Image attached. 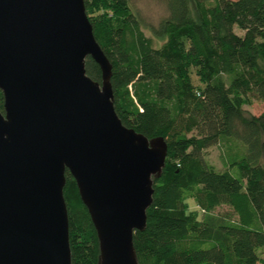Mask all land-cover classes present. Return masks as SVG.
<instances>
[{
	"label": "trees",
	"instance_id": "16d2710c",
	"mask_svg": "<svg viewBox=\"0 0 264 264\" xmlns=\"http://www.w3.org/2000/svg\"><path fill=\"white\" fill-rule=\"evenodd\" d=\"M162 1L168 15L148 36L130 0H85L113 64L118 115L168 142L147 228L134 238L139 263L264 264V110L245 109L264 103V0ZM86 67L102 81L92 57ZM215 146L222 171L203 156ZM66 178L72 263L98 264L97 231L69 171ZM189 200L201 212L187 210ZM221 206L232 214L216 215Z\"/></svg>",
	"mask_w": 264,
	"mask_h": 264
},
{
	"label": "water",
	"instance_id": "95a60500",
	"mask_svg": "<svg viewBox=\"0 0 264 264\" xmlns=\"http://www.w3.org/2000/svg\"><path fill=\"white\" fill-rule=\"evenodd\" d=\"M112 75L85 0H0V264H73L67 171L97 231L98 264H140L134 238L168 142L123 123Z\"/></svg>",
	"mask_w": 264,
	"mask_h": 264
},
{
	"label": "rangeland",
	"instance_id": "374dc122",
	"mask_svg": "<svg viewBox=\"0 0 264 264\" xmlns=\"http://www.w3.org/2000/svg\"><path fill=\"white\" fill-rule=\"evenodd\" d=\"M130 5L133 12L139 17L142 22L143 29L148 36H152L149 29L151 25H156L160 20L168 15V8L162 0H130ZM237 32L243 34V32L237 29ZM153 43L155 46H161L164 41L154 38ZM195 83L198 81V77L193 73ZM245 109L248 113L260 114L264 110V103L258 99H255L251 105H246ZM203 156L208 164L214 167L217 171H222L223 165L221 163L219 146L211 147L203 152ZM190 211H199L201 208L197 205L196 201H188ZM182 208H185L184 206ZM196 213V212H195ZM216 215L228 216L232 214V210L227 206L218 207L215 211ZM264 256V252L261 253Z\"/></svg>",
	"mask_w": 264,
	"mask_h": 264
}]
</instances>
